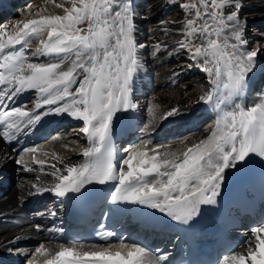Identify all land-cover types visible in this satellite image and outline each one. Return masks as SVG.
Segmentation results:
<instances>
[{
    "label": "snow or ice",
    "instance_id": "6c2138e0",
    "mask_svg": "<svg viewBox=\"0 0 264 264\" xmlns=\"http://www.w3.org/2000/svg\"><path fill=\"white\" fill-rule=\"evenodd\" d=\"M175 4L182 18L162 21L159 29L171 45L166 40L150 46L137 42L133 0H64L55 3L63 15L37 12L36 18L15 21L11 30L0 26V108L4 109L0 137L11 142L49 113L67 114L83 123L80 132L87 144L82 160H59L63 167L52 164L55 182L44 191L64 197L88 185L112 184L111 203L143 206L187 224L202 205L216 203L227 169L250 155L264 159V96L250 105L236 102L260 51L248 50L241 0H175ZM148 47L153 59L162 52L187 55L191 66L207 76L209 87L199 100L213 105L219 114L205 138L176 148H149L150 142L142 141L124 148L126 155L117 160L114 118L136 108L133 83L144 66L139 50ZM28 91L36 94L33 108L13 106L15 98ZM45 106L47 112H40ZM158 107L147 109L153 121L158 119L154 110ZM179 112L173 107L162 115L168 118ZM99 235L103 238L104 233ZM245 244L219 264H264V224L251 229ZM166 261L167 254L155 255L124 240L117 244L68 241L54 248L40 244L27 264Z\"/></svg>",
    "mask_w": 264,
    "mask_h": 264
},
{
    "label": "bare ground",
    "instance_id": "6f19581e",
    "mask_svg": "<svg viewBox=\"0 0 264 264\" xmlns=\"http://www.w3.org/2000/svg\"><path fill=\"white\" fill-rule=\"evenodd\" d=\"M241 2L243 8L240 18L244 23L246 34L248 27L257 26L262 29L259 36L246 37L249 41L248 50L260 51L254 68L248 75L245 89L236 100L238 103L250 105L264 96L263 85L257 88L260 79L264 76V0H241ZM17 3L21 4L19 10L15 7ZM22 3L24 0H0V15L6 18L3 24L9 26V30L18 19L36 18L37 12L45 16L63 15V10L56 8L55 3H64V0H55V3L51 0H30L24 6ZM29 4L32 5L30 9L26 7ZM133 4L137 42L150 46L157 40H166L171 45V39H166L159 29L162 21L182 18L181 9L178 7L179 12L174 14L175 8L170 6L175 4V0H133ZM12 6L16 9L15 14L10 12ZM65 6L70 7L67 4ZM139 51L144 66L133 83L132 96L136 108L118 113L113 122V144L117 160L126 155L124 148L142 141H149V148L158 145L176 148L182 142L187 145L205 138L212 128L204 127L206 123L199 120L202 118V111L208 113L212 111L217 116L219 114L218 111H213V105L200 103L199 95L209 87L207 76L203 71L191 66L192 62L187 55L182 53L168 55L162 52L158 59H153L149 55L150 47ZM256 80H258L256 85H253V81ZM35 100L36 94L28 91L17 96L13 106L25 105L28 109H32ZM156 105H159L154 109L158 119L153 121L147 109ZM173 107L179 108L181 115L176 118H164L162 114ZM47 109L48 106H45L39 111L47 112ZM0 110L4 109L0 108ZM82 126V121L67 114L49 113L42 116L39 122L17 133V138L11 142L0 137V251L12 250L16 256L21 257L23 264H27V260L40 244L54 248L57 243L65 242L69 227L64 217V197H58L53 192L43 189L50 188L55 182L50 175L54 171L52 164L63 167L59 160L72 162L82 160L81 152L87 144L86 137L80 132ZM176 127L178 130H174ZM70 129H72L71 133H69ZM54 135H62V137L53 142L51 137ZM116 136H123V139L114 142ZM24 143L26 146L20 149ZM33 147L37 149L35 153L25 151ZM259 159V168L264 173V159ZM250 160L251 155L245 162L225 171L219 195L216 197V202L230 206L228 213L231 217L242 221L240 227L234 228L227 235L232 248L223 251L217 264L225 255L242 251L247 247L245 241L251 238V229L264 224V220L254 223L248 217L241 216L240 208L232 205V200L240 201L244 195L249 196L250 190L245 180L248 175L254 173ZM36 161H44V164L40 165ZM22 165L31 167L33 171H25ZM227 193H230L231 197L224 198ZM137 206L126 204L124 216L119 224L124 241L137 243L155 255L167 254L166 264H171L172 248L163 247L170 240H172L170 245L173 246L174 237L166 239V235L154 236L153 232L146 231L144 235L147 240L141 241L137 236L139 233L137 224L129 213L131 208ZM10 222L18 224L11 226ZM248 264H251V261Z\"/></svg>",
    "mask_w": 264,
    "mask_h": 264
},
{
    "label": "rangeland",
    "instance_id": "374dc122",
    "mask_svg": "<svg viewBox=\"0 0 264 264\" xmlns=\"http://www.w3.org/2000/svg\"><path fill=\"white\" fill-rule=\"evenodd\" d=\"M32 1H39V0H32ZM26 2H30V0H24V3H22V6H24V5H26V4H28V3H26ZM26 3V4H25ZM170 6H174V8H175V10H173V13L175 12H179L178 10H177V8H178V6H176L175 4H171ZM15 7H16V9H18L19 10V7H21V4L19 5V3H17L16 5H15ZM12 8V10L10 11V12H12L11 14H15V10L16 9H14L13 8V6L11 7ZM177 10V11H176ZM174 13V14H175ZM15 17H19V15H15ZM6 20V18H2L1 17V15H0V26H3L4 24V21ZM2 28H0V30H1ZM248 29V33L246 34V37L247 38H251L250 36H252V37H254V35L257 37V36H259V34H261L260 32H261V28H257V26H253L252 28L251 27H248L247 28ZM255 29V31H253ZM259 31V32H258ZM251 32H255V33H251ZM249 42V41H248ZM60 127V126H59ZM58 127V128H59Z\"/></svg>",
    "mask_w": 264,
    "mask_h": 264
}]
</instances>
